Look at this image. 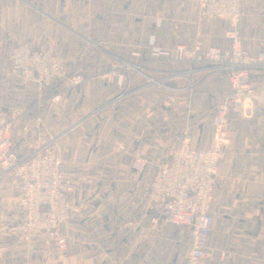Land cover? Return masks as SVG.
Listing matches in <instances>:
<instances>
[{"label": "crops", "instance_id": "obj_1", "mask_svg": "<svg viewBox=\"0 0 264 264\" xmlns=\"http://www.w3.org/2000/svg\"><path fill=\"white\" fill-rule=\"evenodd\" d=\"M240 9L242 47L264 53V0H241ZM226 29L225 20L198 21L189 0H0V115L13 149L22 158L57 138L55 153L72 174L68 198L80 207L61 228L69 241L64 256L42 237L10 234L21 192L0 160V234L8 246L0 264H155L158 242L170 247L172 233L162 221L150 222L151 178L169 162L167 149L185 125L196 147L210 142L211 116L229 94L226 74L177 58L174 47L227 48ZM43 43L65 56L68 72L81 69L84 81L42 94L20 81L12 50ZM250 80L257 97L230 125L214 185L210 249L224 252L214 264H264V65ZM157 85L176 93L163 100L164 110L149 97ZM232 202L238 206L226 207Z\"/></svg>", "mask_w": 264, "mask_h": 264}, {"label": "built area", "instance_id": "obj_2", "mask_svg": "<svg viewBox=\"0 0 264 264\" xmlns=\"http://www.w3.org/2000/svg\"><path fill=\"white\" fill-rule=\"evenodd\" d=\"M189 1L197 6L198 21L218 19L227 22L225 37L229 47L195 44L189 48L180 43L174 47V55L182 60L206 62L216 72L226 74L229 94L211 116V140L203 148L193 144L189 126L181 129L177 142L167 149L169 162L161 165L151 178L147 200L153 210L152 225L162 221L184 229L188 253L183 264H209L224 256V252L210 249L214 226L212 202L219 162L231 145L228 132L232 121L246 116L249 105L257 97L250 74L264 65V53L252 56L241 45L240 0ZM152 52L170 54L157 49ZM10 59L16 77L25 83L46 85L56 81L68 89L81 81L79 74L65 75L63 58L54 53L51 46L19 44L12 50ZM57 143V138L50 137L32 154L17 158L9 125L0 115V160L18 178L21 192L20 216L8 230L25 239L44 235L53 239L63 252L67 249V241L61 228L79 214L80 207L68 198L72 174L55 153ZM142 165L143 162L136 160L134 169L139 170ZM139 229L140 226H136L135 230Z\"/></svg>", "mask_w": 264, "mask_h": 264}, {"label": "rangeland", "instance_id": "obj_3", "mask_svg": "<svg viewBox=\"0 0 264 264\" xmlns=\"http://www.w3.org/2000/svg\"><path fill=\"white\" fill-rule=\"evenodd\" d=\"M240 2H241V0H240ZM240 2H239V9H240ZM96 5H97V8H98L97 12L99 13V16H100V11L101 10H100L99 4H96ZM240 17H241V9H240ZM227 26H228V24H227ZM38 46H44L46 48L51 46L52 51L54 53L60 55L63 58V61H64L63 68H64V73H65L66 76H72V74H79L80 75L81 81L79 83H77L75 86L81 84L84 81V79H85L84 78V73L82 72L81 69L77 68V69L73 70V72H68L67 71V65H66L65 56L63 54H61L60 52H58L53 44H51V43H43V44H39ZM142 56L144 57V54ZM145 57H147V54L145 55ZM112 63L109 64L110 68L116 67V65L112 64ZM121 66L123 68H132L133 67V65L129 64V63H125V64L123 63V64H121ZM97 77H99L101 79V75L97 76ZM102 77H104V75H102ZM28 84L33 85V87H35L37 92L39 94H42V92L46 88L47 89L51 88L53 85L60 84V83L56 82V81H51L50 83H48L46 85H44V84L43 85H38V84H33V83H28ZM164 88L165 87H161V86L157 85V87H155V89H153L155 91H152V92H154V94H151L149 96L151 99H156L157 100L158 110H164L165 106L163 105L164 104L163 100L167 99V100L171 101V99H174V97L176 98V96H175L176 93L170 92V91L166 90L167 88H165V89ZM256 90H257V88H256ZM142 97L146 98L145 95L142 96ZM172 109L173 110H179L180 108L177 105H173L172 104ZM174 118L179 120V116H177V117L174 116ZM218 175H219V169H218ZM213 203H215V202L213 201L212 205H213ZM230 206H233V208H235L238 205L236 203H233V202L230 203V204H226V207H230ZM223 211H225V209ZM17 220L15 221V223L17 222ZM68 221H66V222H68ZM159 225H160V222L157 223V226H159ZM167 228L172 233L171 234L172 235V245L170 247H168L167 244L164 246V241L160 240L158 242V244H157V252L155 253V259L152 260L151 263H155V264H183L185 262V260H186L187 253H188V239H187V235H186L184 229H182V228L175 227V226H170V225H168ZM8 232H9V230H8ZM9 233L12 234V235H15V236H17V237H19V238H21L23 240H29V241L32 240L34 237H36V236H32V237H30L28 239H25L23 235H19L18 233H16V234H13L11 232H9ZM61 234H62V236H64L66 238V241H67V249H66V251H63V252L59 250L56 242L53 239H51L49 237H46L44 235H40V236H37V237H42L44 239L45 243L53 244L56 247V249L58 250V252L60 253V255L64 256V255H66L68 253L69 241H68L67 237L62 233V229H61ZM210 242H211V244L213 243V236L211 237ZM6 243L7 242L5 240V235L0 234V260H3L8 255V253L6 251H4V249L8 247ZM165 248H166L167 252H165ZM144 264H147V263H144ZM209 264H214V262H210Z\"/></svg>", "mask_w": 264, "mask_h": 264}]
</instances>
